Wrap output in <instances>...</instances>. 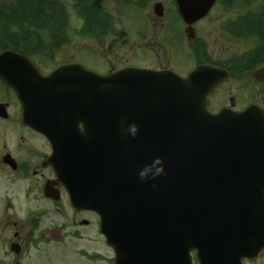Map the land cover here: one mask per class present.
Segmentation results:
<instances>
[{
	"label": "water",
	"instance_id": "1",
	"mask_svg": "<svg viewBox=\"0 0 264 264\" xmlns=\"http://www.w3.org/2000/svg\"><path fill=\"white\" fill-rule=\"evenodd\" d=\"M214 1L178 3L191 23ZM18 70L0 67V77L18 93L26 125L66 137L59 180L74 208L98 213L114 264H194L192 252L199 264H243L264 251V108L210 113L207 95L228 77L224 68L201 64L186 77L140 68L101 75L82 65ZM23 71L22 85L12 75ZM154 158L164 169L156 176Z\"/></svg>",
	"mask_w": 264,
	"mask_h": 264
},
{
	"label": "flooded vegetation",
	"instance_id": "2",
	"mask_svg": "<svg viewBox=\"0 0 264 264\" xmlns=\"http://www.w3.org/2000/svg\"><path fill=\"white\" fill-rule=\"evenodd\" d=\"M68 1L72 2L70 10L65 4L64 13L55 14L45 21L42 18L35 21L37 25L46 26L48 30L44 28L45 32L36 31L32 34L35 37L33 45L31 41L34 38L31 39L32 35L25 32L1 36L0 53L7 50L10 57L0 59V67L14 71L17 69L16 65H24L26 58L44 73L50 72L58 65L80 63L94 71H98V67L100 73L113 72L127 66L155 70L174 69L167 58L169 54L174 58V50L180 43L182 49L185 51L187 47L194 57V66L214 60L223 63L224 60L214 59L212 54L206 51L208 43L198 30L199 23L208 19L210 13L216 10L221 12L223 18L216 32L232 39L247 37L252 42V47L248 49V60L253 68L249 72L256 82L264 84V0H215L205 16L191 23L182 18L177 0H116L115 8H108L103 0ZM69 12L77 14L80 24L78 28L77 21L72 22L73 18ZM78 29L80 35L100 46H104L108 37L113 41L110 45L114 46V42H117L121 48L129 43L131 46L123 50L122 58L115 52L108 56L106 61H100L93 50H80L72 44L68 46L67 51L66 44L71 41H68V32L71 30L76 35ZM16 54L22 57H16ZM146 58L153 59V63L142 64V60ZM198 58L201 62H197ZM96 62L100 66H96ZM104 63L105 69L101 68ZM15 75H12V78ZM16 78L23 80L27 75H19ZM21 110L15 90L0 79V204L3 205L2 214L6 215V224L3 223L8 225V209L30 214L27 216L28 222L26 220L30 230H21L20 233L15 231L13 238L6 241L9 249H19L16 257L21 254L23 246L32 245L37 240L51 243L57 241L52 239L65 230V221L53 228L42 227L46 212L44 208L39 209L37 204L46 200L57 204L58 207L63 197L68 198V191L58 179L60 170L56 168V163L60 159L50 158L54 152L53 142L58 143L62 136L48 139L41 132L24 125ZM61 154L63 150L58 151L56 157ZM69 209L72 207L69 206ZM55 212L60 215V212ZM71 212L74 217L80 216L77 221H72L74 226L76 222L82 227L90 224L85 216L93 214L91 211ZM12 224L17 225L19 229L25 226L16 220H12ZM74 230L76 238L79 239V230L76 227Z\"/></svg>",
	"mask_w": 264,
	"mask_h": 264
},
{
	"label": "rangeland",
	"instance_id": "3",
	"mask_svg": "<svg viewBox=\"0 0 264 264\" xmlns=\"http://www.w3.org/2000/svg\"><path fill=\"white\" fill-rule=\"evenodd\" d=\"M3 1L8 3L10 0ZM103 1H105L108 8L116 7V0ZM64 2L66 3L67 8L70 10L72 2L68 0ZM6 15L7 13L4 11L0 13V18L2 19L0 20V41L1 36L4 35L23 34V32L27 33L28 35H32L36 33V31L45 32L44 30L46 29V26L44 27L43 25H37V28H29V26L23 24V26L19 27L17 25L22 22L21 20L16 18V16H11L9 17L10 19H8ZM70 15H72L73 18L72 22L77 21L78 24L79 22L77 19V14L74 15V13H70ZM207 18L208 19L202 20L199 23L198 30L200 34L202 33L204 35L205 40L208 43V48H206V51L211 53L214 59L223 61L233 58L234 55L240 57L252 47V42L247 37H236L232 39L227 35H220L218 32H216L223 21L221 12L214 10ZM3 22H9V25L12 28L6 30L7 27H3ZM79 25L80 24H78L77 28ZM68 35V41H71L70 43L66 44L67 51L69 48L68 46L71 44L80 50H93L100 61H102V59L106 61L108 56H112L115 52H117V56L119 58H122L123 50L126 48L128 49L131 46L129 43L126 47L123 46V48H121L117 42H114V46L110 45L113 42L110 41V37L105 40L104 46H100L98 43L95 44L92 40H88L87 38H84L83 35H80L79 29L77 30L76 35H74L71 30L68 32ZM30 37L31 39L34 38L31 41V45H33L35 37L34 35ZM1 44L2 42L0 43V48H2ZM184 44L187 45V42ZM185 51L190 53L188 52L187 47ZM185 51L182 49V44L180 43V45H178L174 50V58L172 54H169L167 58V60L169 59V62H171L170 64L175 67L174 69L178 73L188 71L195 64L193 61L194 57H192L191 53L188 56ZM141 63L152 64L153 59L146 58L142 60ZM95 64L96 66H100L98 62ZM105 65V63L102 64L101 68L105 69ZM96 69L98 71L100 70L98 67ZM262 92H264V85L256 82L253 79L251 73L246 72L238 77H235L234 79L230 78L224 81V83L213 90V92L209 95L208 107L214 112L219 108L228 105L229 99L234 98V108H242L250 101H261L263 97ZM60 201L61 202L58 207L57 204L49 203L46 200H41V202H39L37 205L39 209L44 208L46 212L42 227L53 228V226H58L59 223L65 221V225L67 227L65 230L60 232L63 234V238L52 243L46 240H37L36 242L32 243V245L23 246L21 249V254L17 257L9 250L8 246L6 245V241L10 238H13L12 235L15 231L20 233L21 230L24 232L30 230V225L27 223L29 219L27 216H30V214L24 213L21 210L18 212L14 211V213L12 210L8 209L7 215L10 217L7 219L8 225H5L6 215L2 214L3 205L0 204V264H10L16 260H18L21 264H113V250L105 243L104 237L101 233H99L97 216L95 214L89 213L85 216V219H88L90 222L88 226L82 227L77 222L74 226L72 221L74 219L77 221L80 216L74 217L72 215L67 199L63 197ZM55 211L60 212V215ZM8 216L6 218H8ZM12 220L18 221L19 224H25L26 220L27 222L23 228L19 229L17 228V225L15 226L12 224ZM75 227L77 230H79V239L76 238L77 236L74 234ZM33 234L34 233L31 231V235ZM93 256H97V258H94ZM244 264H264V253L254 260L244 259Z\"/></svg>",
	"mask_w": 264,
	"mask_h": 264
},
{
	"label": "trees",
	"instance_id": "4",
	"mask_svg": "<svg viewBox=\"0 0 264 264\" xmlns=\"http://www.w3.org/2000/svg\"><path fill=\"white\" fill-rule=\"evenodd\" d=\"M4 11L7 13V18L16 16L20 22L19 27L24 25L29 28H37L36 20L43 19L44 21L55 14L63 13L61 6L57 3V0H11L7 5L0 4V13ZM0 20H2L0 18ZM3 27H7L6 30L11 29L9 22H3ZM10 26V27H9ZM250 68V63L245 60L243 65L229 66L228 69L233 75L238 72H246Z\"/></svg>",
	"mask_w": 264,
	"mask_h": 264
},
{
	"label": "clouds",
	"instance_id": "5",
	"mask_svg": "<svg viewBox=\"0 0 264 264\" xmlns=\"http://www.w3.org/2000/svg\"><path fill=\"white\" fill-rule=\"evenodd\" d=\"M127 131L129 132V134L131 135H135L138 131V126L136 125L135 122H132L129 126H128V129ZM155 165H159L157 167H154L152 170H151V174L152 176H156V175H159L164 169H163V162H162V159H156L154 158L153 161L151 162ZM148 174L149 172H146L144 171L143 169H141V171L138 173V175L140 176L141 179H145V178H148Z\"/></svg>",
	"mask_w": 264,
	"mask_h": 264
}]
</instances>
